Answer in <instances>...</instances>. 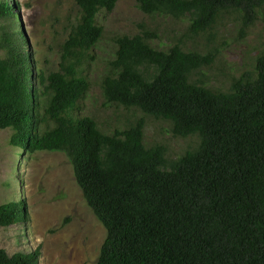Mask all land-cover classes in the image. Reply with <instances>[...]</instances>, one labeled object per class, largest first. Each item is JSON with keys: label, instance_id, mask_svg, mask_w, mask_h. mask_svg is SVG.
<instances>
[{"label": "trees", "instance_id": "1", "mask_svg": "<svg viewBox=\"0 0 264 264\" xmlns=\"http://www.w3.org/2000/svg\"><path fill=\"white\" fill-rule=\"evenodd\" d=\"M119 1L75 0L79 17L54 72L39 67L28 42L22 54L24 32L0 29V131L12 130L10 144L24 152L69 157L108 233L97 264H264V53L253 73L221 91L193 80L214 65L213 53L186 51L182 43L161 51L146 32L115 39V59L101 83L107 104L169 122L176 138H199L195 148L168 161L165 146H146V120L106 133L83 116L92 89L89 67L104 36L100 16ZM138 3L147 15L189 18L193 36L237 13L242 39L264 8V0ZM16 10L0 3V22L14 26ZM27 220L26 201L0 205V227ZM40 258V248L13 256L0 249V264H39Z\"/></svg>", "mask_w": 264, "mask_h": 264}, {"label": "rangeland", "instance_id": "2", "mask_svg": "<svg viewBox=\"0 0 264 264\" xmlns=\"http://www.w3.org/2000/svg\"><path fill=\"white\" fill-rule=\"evenodd\" d=\"M3 2L17 5L18 16L13 15L14 26L2 21L0 29L5 27L16 35L24 32L25 37L19 38L22 54H28V42L39 67L56 71L61 48L79 17L75 0H0ZM100 18L104 36L89 67L92 89L83 103V116L95 119L106 133L146 120V146H165L168 161L195 148L199 138H176L169 122L139 109L107 104L101 83L108 63L115 59V39L146 32L156 36L151 44L161 51L182 43L186 51L213 53L214 65L198 71L193 80L221 91H229L234 78L253 73L257 58L264 53V8L244 39L242 18L237 13L223 16L215 29L200 36L190 32L189 18L147 15L139 8L138 0H120L114 12H104ZM3 54L0 38V58ZM13 133L0 131V205L26 201L28 220L24 225L0 227V249L13 256L40 248L39 264H97L108 233L89 206L69 157L62 152H24L10 144Z\"/></svg>", "mask_w": 264, "mask_h": 264}]
</instances>
